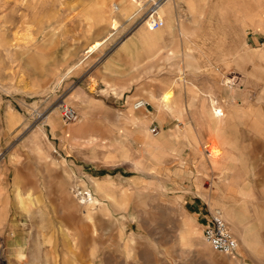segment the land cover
I'll list each match as a JSON object with an SVG mask.
<instances>
[{"label": "rangeland", "instance_id": "rangeland-1", "mask_svg": "<svg viewBox=\"0 0 264 264\" xmlns=\"http://www.w3.org/2000/svg\"><path fill=\"white\" fill-rule=\"evenodd\" d=\"M204 2L215 21L225 7H243L264 43V0ZM136 9L131 0H0V264H264V109H246L245 140L229 141L225 94L236 100L238 88H224L218 62L220 88H174L194 82L183 52L195 45L150 30L148 78L137 44L134 88H73L136 30ZM199 52L186 63L199 64ZM160 75L167 88H158ZM145 81L151 88H137ZM138 99L147 105L133 109ZM62 102L76 120L63 119ZM212 106L224 115H208ZM217 185L236 193L214 196ZM215 210L237 239L235 254L203 238Z\"/></svg>", "mask_w": 264, "mask_h": 264}, {"label": "crops", "instance_id": "crops-1", "mask_svg": "<svg viewBox=\"0 0 264 264\" xmlns=\"http://www.w3.org/2000/svg\"><path fill=\"white\" fill-rule=\"evenodd\" d=\"M179 5L183 6L187 15L182 20L178 18ZM191 5H193V10ZM160 9L167 16L166 24L162 29L154 30H158L155 34L165 31L169 34L172 44H178L180 41L182 48L190 44L195 45L200 51L198 53L200 63L196 62L193 65L186 62H195L196 58L192 53L196 48L189 47L187 52H183L184 66L190 70H197V74L191 73V75L193 74L192 81L196 84L194 82H189L187 85L176 84L174 88H220L218 86L219 73L213 72L214 64L218 62L216 70L222 72L224 77L234 80L232 85H228L225 81L226 87L224 88H238L236 89V100H232L233 96L230 90L225 94L229 99V102L226 103L229 112L226 119L229 122V128L233 126V137H229V141L245 140L247 134L245 110L249 108L264 109V43H261L263 34L248 31L246 11L243 7L239 10L231 9V6L225 7L221 20L217 21L208 16L213 8L205 4L204 0H197V4L196 0H168ZM129 11L130 9L127 8L126 13ZM236 13L238 14L236 15ZM140 26L116 45L113 44L98 65L81 71L80 79H78L79 84L73 88H92L93 85L94 88H134L135 84L139 82L133 69L136 65L135 46L137 44L141 48V56L138 57L137 64L142 67L143 76L148 78L151 68L150 51L156 46L154 39L143 40L141 34L144 28ZM215 28L222 29V35L218 38H215L214 32L210 31ZM163 47L167 48V41L159 43V53L162 55ZM204 66L207 67V72L204 75L198 74L199 68L202 69ZM137 88H151V83L145 81ZM158 88H167L165 76L160 75ZM237 111L238 114H236ZM228 155H231L230 152ZM225 172L227 171L222 173L223 179H227L224 177ZM227 190L224 192L217 185L212 190V195L221 194L224 197H231L236 193L233 185H229ZM207 216L205 214V217Z\"/></svg>", "mask_w": 264, "mask_h": 264}, {"label": "built area", "instance_id": "built-area-1", "mask_svg": "<svg viewBox=\"0 0 264 264\" xmlns=\"http://www.w3.org/2000/svg\"><path fill=\"white\" fill-rule=\"evenodd\" d=\"M136 4L137 9L133 16L136 18L132 25L147 24L151 29H157L164 25L163 18L160 15V8L168 0H131ZM228 85L234 84L233 79H228ZM147 105L143 99H138L134 102V108H142ZM62 117L65 121H74L77 118L76 110L64 102L59 105ZM221 115V111L219 112ZM156 128V127H155ZM85 195V196H84ZM83 199L91 200V195L85 192ZM203 238L215 251L232 255L237 253L238 242L231 232L227 222L223 219L221 212L215 210L209 212L205 217L203 226Z\"/></svg>", "mask_w": 264, "mask_h": 264}, {"label": "bare ground", "instance_id": "bare-ground-1", "mask_svg": "<svg viewBox=\"0 0 264 264\" xmlns=\"http://www.w3.org/2000/svg\"><path fill=\"white\" fill-rule=\"evenodd\" d=\"M123 1H126V0H123ZM132 4V3H131ZM168 4V3H167ZM262 5V4H261ZM137 7V6H136ZM162 7V6H161ZM190 7H192V5L190 6ZM127 8H129V9H131L132 8V5H126L124 8H123V12L124 13H126V11H127ZM161 11H162V9H161ZM169 12V11H168ZM166 14V13H165ZM167 15H168V13H167ZM171 15V14H170ZM166 16V15H165ZM169 16V15H168ZM166 18H167V16H166ZM141 26H143V28H144V30L142 31V34H141V36H142V38H143V40L144 39H148L152 34H151V32H150V30H156V29H151L146 23L144 24H141ZM140 26V27H141ZM162 27V26H161ZM160 27V28H161ZM139 28V27H138ZM160 28H157V29H160ZM171 28V27H170ZM162 29V28H161ZM171 32V31H170ZM185 32V31H184ZM186 33V32H185ZM95 47H97L96 45H93L90 49H89V51H91L92 49H94ZM161 102H162V104H163V106L164 107H166V108H168V109H171L172 108V105L170 104L171 102H168V99H167V97H166V95L165 94H163V96H162V98H161ZM214 102V101H213ZM214 104V103H213ZM133 106H134V103H133ZM213 107V106H212ZM133 109H134V107H133ZM136 109V108H135ZM212 110H209V111H206L207 112V114L208 115H213V118H216V117H218L219 116V112L221 111V115L223 116L224 115V113L222 112V109H219L218 107H213V108H211ZM130 119L131 120H134V119H136L137 117L135 116V114H134V111H131L130 110ZM50 120H53V118H52V116H50ZM218 120V119H217ZM222 120L220 119L219 121H217V122H221ZM216 122V121H215ZM94 137V136H93ZM92 137V138H93ZM223 138V137H222ZM89 140V139H88ZM91 140H93V139H91ZM95 140V139H94ZM224 142V141H223ZM224 177H226V174L224 173ZM97 186H100L99 184H97ZM94 201H95V197L93 198V197H91V200H87L86 202H88V203H94Z\"/></svg>", "mask_w": 264, "mask_h": 264}]
</instances>
